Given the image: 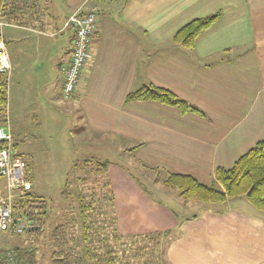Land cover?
I'll list each match as a JSON object with an SVG mask.
<instances>
[{
    "label": "crops",
    "instance_id": "0c3cea01",
    "mask_svg": "<svg viewBox=\"0 0 264 264\" xmlns=\"http://www.w3.org/2000/svg\"><path fill=\"white\" fill-rule=\"evenodd\" d=\"M23 6L20 20L6 22L11 77L18 48L21 82L37 80L44 98L38 110H26L25 100L24 113L45 121L49 107L66 103L78 114L85 147L94 138L100 148L151 170L144 180L156 190L129 167L106 160L116 236L165 234L158 241L166 248L164 264H264V212L246 197L185 201L157 175L189 176L222 189L217 170L232 168L264 142V0H27ZM77 11L94 12L98 22L79 89L65 99L61 69L72 59L74 39L66 24ZM217 13L221 17L196 38L192 51L173 44L187 24ZM146 85L171 92L199 112L127 101ZM83 242L82 264H103L92 241Z\"/></svg>",
    "mask_w": 264,
    "mask_h": 264
},
{
    "label": "rangeland",
    "instance_id": "374dc122",
    "mask_svg": "<svg viewBox=\"0 0 264 264\" xmlns=\"http://www.w3.org/2000/svg\"><path fill=\"white\" fill-rule=\"evenodd\" d=\"M7 31L6 27L5 37H7ZM13 50L14 46L11 51ZM13 54L16 56L17 65L14 66L15 71L10 80V99L6 102L2 120L6 116L9 105L14 143L17 144L19 153L27 160L31 169L28 180L31 190L27 193L33 192L44 197L50 219L42 234L31 231L20 235L10 231L0 232V249L20 248L26 251L35 249L33 253L37 264H53L54 253L59 247L52 240V234L58 225H64L66 232L64 237L69 243L68 248L77 247L78 243L75 244L77 240L80 243L78 254L82 257L84 256L83 247L81 248L84 243L83 225L85 223L86 226L89 222L92 225L90 230L93 233L96 232L90 244L95 251L99 250L96 252L100 254L99 261L101 255L104 259H108V252L112 249L113 255L118 257L119 264H125L128 258L132 259V264L156 258L164 264L165 245L156 246V242L161 238L152 236L148 239L127 241L116 236L115 206L112 192L105 182V171L102 167L106 160H111L123 167H129V171L143 182L145 174H150L151 170L144 171L143 168L131 165L127 156L115 155L108 151V148H100L98 142H93L94 138H91V141H88V147H85L80 141L81 128L78 114L67 109L66 103L49 107L47 111L48 113L51 111V114L49 113L47 120L44 121L41 115H38L37 121L32 120L31 116L24 112L28 110L27 108L38 110L44 98L41 97L37 80L23 85L20 79L23 71L20 64L21 52L16 48ZM25 100H29L30 103L27 104L26 110L23 106ZM11 109L14 113L13 117ZM85 160L88 162L85 163ZM158 173L164 175L160 178L166 179L167 173L157 171V175ZM146 184L152 190L158 189L153 182H146ZM6 191V181L0 178V195L5 194ZM154 194L155 197H160L158 193ZM85 214L88 216L86 222ZM161 241L164 242V240ZM101 242L103 243L100 244ZM123 242H127L126 246ZM130 246L132 249L128 254L126 247ZM142 247V252L138 253V258L135 260L131 251L137 253L136 250ZM155 252L157 254H154ZM97 259L95 257V260ZM106 261L103 264H106Z\"/></svg>",
    "mask_w": 264,
    "mask_h": 264
},
{
    "label": "trees",
    "instance_id": "16d2710c",
    "mask_svg": "<svg viewBox=\"0 0 264 264\" xmlns=\"http://www.w3.org/2000/svg\"><path fill=\"white\" fill-rule=\"evenodd\" d=\"M107 1V0H104ZM27 0H0V18L5 22H8L10 18L18 21L21 18L23 11V4H26ZM221 13H217L202 19H197L185 27H183L175 36L173 44L186 51H192L195 46L196 38L211 27L219 18ZM127 101H156L169 106L178 108L182 113L187 112H199V110L188 104L186 101L177 98L171 92L156 88L151 85H146L138 90L132 91L127 96ZM7 102V90L4 80L2 79L0 88V123L2 122L5 105ZM4 144L0 143V149L4 148ZM104 167L110 162L105 161ZM103 168V167H102ZM30 165H27V179L29 180ZM104 170V168H103ZM105 171V170H104ZM216 180L221 185L222 189L216 187H206L198 183L194 178L183 175L168 174L164 181V185L167 189L176 190L185 201H193L199 203H222L229 198L246 197L249 203H251L256 209L264 212V142H259L255 147L249 150L246 154L241 156L234 166L230 169L219 168L216 172ZM15 214L25 216L26 220L32 223V233H43L45 227L50 219L49 212L46 206V200L44 197L39 196L33 192H29L22 197H18L14 203ZM86 210V209H85ZM83 218V216H82ZM88 218L87 214L84 215V219ZM91 223L87 222L83 225V241H90L96 235L90 230ZM41 228V229H40ZM66 235L65 226L58 225L53 234L52 240L55 244L62 249H58L54 254L53 264H82V259L76 254V247L68 248V241L64 237ZM152 236H157L158 239L162 238L161 234L147 235V236H131L125 239L139 240L148 239ZM90 238V239H87ZM124 239V240H125ZM74 240V239H73ZM76 240V239H75ZM161 240H159L160 242ZM157 243V247L160 243ZM77 240L75 241V244ZM127 242H125L126 245ZM65 247V249H64ZM128 249H132L130 246ZM142 248H138L137 253L131 251L134 254L135 260L137 256L142 252ZM35 250V249H34ZM32 251H26L24 249L16 248L15 251L24 259L23 264H37L35 260V254ZM139 253V254H138ZM154 254H157L156 252ZM108 259H105L106 264H117L118 257L113 255V250L108 252ZM135 262V261H133ZM99 264V263H98ZM101 264V263H100ZM125 264H132V259L128 258ZM137 264H160L159 260L148 259L143 262H137Z\"/></svg>",
    "mask_w": 264,
    "mask_h": 264
},
{
    "label": "built area",
    "instance_id": "2783aa9c",
    "mask_svg": "<svg viewBox=\"0 0 264 264\" xmlns=\"http://www.w3.org/2000/svg\"><path fill=\"white\" fill-rule=\"evenodd\" d=\"M98 16L94 12L77 11L72 14L66 24L73 33L72 59L61 69L64 76L63 96L70 99L79 89L80 79L86 62L90 58L89 40L96 32ZM8 26L0 18V88L2 79L8 93L12 74V62L7 52L4 29ZM0 178L6 181L7 191L0 195V232L10 231L13 234H23L32 231L33 224L23 215H16L14 203L19 195L31 190L27 179V160L19 153L13 138L10 106L7 107L5 118L0 123ZM24 259L15 250L0 249V264H23Z\"/></svg>",
    "mask_w": 264,
    "mask_h": 264
},
{
    "label": "water",
    "instance_id": "95a60500",
    "mask_svg": "<svg viewBox=\"0 0 264 264\" xmlns=\"http://www.w3.org/2000/svg\"><path fill=\"white\" fill-rule=\"evenodd\" d=\"M41 229V228H40Z\"/></svg>",
    "mask_w": 264,
    "mask_h": 264
}]
</instances>
